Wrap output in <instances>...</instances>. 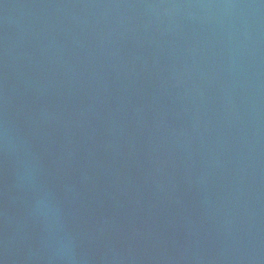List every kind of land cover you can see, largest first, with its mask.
Returning a JSON list of instances; mask_svg holds the SVG:
<instances>
[{"label":"water","instance_id":"95a60500","mask_svg":"<svg viewBox=\"0 0 264 264\" xmlns=\"http://www.w3.org/2000/svg\"><path fill=\"white\" fill-rule=\"evenodd\" d=\"M0 264H264V0H0Z\"/></svg>","mask_w":264,"mask_h":264},{"label":"clouds","instance_id":"9594fccd","mask_svg":"<svg viewBox=\"0 0 264 264\" xmlns=\"http://www.w3.org/2000/svg\"><path fill=\"white\" fill-rule=\"evenodd\" d=\"M36 211L46 215L48 211L54 210L51 209L46 200H41L37 203ZM57 253L58 255H60L61 259H67L69 261L74 259L73 251L70 244L62 243L57 249Z\"/></svg>","mask_w":264,"mask_h":264}]
</instances>
